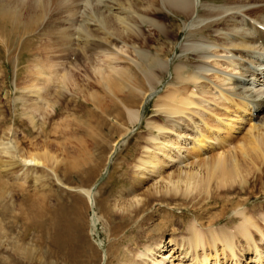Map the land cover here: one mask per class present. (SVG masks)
I'll use <instances>...</instances> for the list:
<instances>
[{
    "label": "rangeland",
    "instance_id": "374dc122",
    "mask_svg": "<svg viewBox=\"0 0 264 264\" xmlns=\"http://www.w3.org/2000/svg\"><path fill=\"white\" fill-rule=\"evenodd\" d=\"M28 1L6 0V3L5 0L0 1V4H2L0 6H4L5 8L4 11V9H1L0 7V15L2 14V17H0L3 18V21L0 18V21H2L0 22V36L3 34L0 37V138L2 137L3 131L7 126H14L15 137L18 143L21 145L20 147L22 151L34 149L38 152H43L44 150H48L49 154L51 153L52 155H55L56 166L54 165L52 160L48 161L47 164L48 166H55L54 168H56V172L61 177L63 183H66L68 186H71L73 188L78 186L89 187L90 185H93L95 183L98 185L97 187L100 188L99 194H97V196L99 197V200L105 201V204H103L104 210L101 211V213L97 214L99 218L95 224L92 222V215L94 211H97L95 210L96 208H89L86 203L85 207L82 209L84 215L83 225L86 240L95 248H97L99 258L96 263L94 262V259L86 260L84 258L77 264H107L104 251L111 242L114 243L115 247L119 248V252L117 253L118 256L111 264H117V262L120 261L119 257L122 258V255L125 254L128 256L129 254H131V249L135 247V245L133 247L131 240L139 241V243L141 244H150L153 240L160 238L162 244L168 246L169 244L166 242H168L169 238L172 237L171 239H173V241L179 243L182 242V238H184L186 235V226L188 225L189 221L196 216L194 213L192 214V211L200 212L203 208L200 216H202L201 221L205 222V218L207 219V216H212L218 213V207L213 203L209 204L206 203V201L199 200V197H196L195 199L189 201V197L184 198L179 193L173 197V200L164 201L163 203H161V201L156 200L155 198V196L159 197L161 194H154L155 192L153 193L154 186L156 185V183L158 186L160 183H164V180H162L161 178L165 177L168 173H177L179 170L192 169L193 167H197L199 170H202L203 167L200 165L201 163H203V159L205 158L206 160L207 155L209 156L216 151H221L222 149L219 148V150L215 151V149H218V147H216L212 148L211 150H206L205 153L201 151L197 156L194 157V155L196 154L191 148V145H193L192 140L194 137V134L191 131L192 127H185V129H182V120H177L179 125L177 129L175 128L173 132H166L163 136L157 130L150 129L147 124L148 121H154L164 125L167 124L166 126L169 128L173 126L171 120L174 119L171 118H174V116L169 117L164 114V112H160L161 109H158L159 107H157V104L165 101V95H167L169 91H174V89H177L179 91L184 87V84L182 82L175 79L173 67L185 60L186 57L183 55L189 54L188 52L185 53V51H183L181 45L187 44L193 39H197L199 35H186V31H184L183 29V18L176 12V10L174 11L171 9L170 14L168 11L166 12L165 10H163L164 6H161L160 3H151L150 6V4L146 5V3H143L142 0L138 2H135V0H130L125 2L126 5L130 6V9H135H131V11L134 10L136 12L134 14H139H137L139 17H136L135 15V18H132V20L130 19V23L132 22L131 25H133L134 27L137 26L134 28L137 30L131 29L134 34L130 31V29H123L121 27L122 24H120L119 26V24H117L119 22L115 23L116 20L109 15V18L108 16H104L101 18L102 22L105 18V21L102 24V26L104 25L105 27H101L103 30H101L100 28V32L98 31V33L93 31L91 32L94 34L96 33L95 38L98 40H103L106 36H110L111 34L112 36L107 37V40H109L113 45H103V50L101 51L100 49L92 50L91 46L83 45L82 41L80 45L73 46L68 42V39H66V35L69 34L70 31L72 32V30H70L72 28L69 27L67 31L63 28V31L62 27L66 28V25L62 23V17L60 16L66 14L67 9L69 8V4H65L61 2V0ZM209 1L216 4H226L230 0ZM10 3L11 6L8 5ZM138 3L139 5H137ZM12 5H14V7ZM91 6L87 8V12H95V10L99 8V6L97 8V5L95 4ZM135 6H139V9ZM141 6L144 7L142 8ZM155 7H157L158 9L162 8V11L155 12L153 9ZM8 8H11L12 12H10L11 10H7ZM93 8L95 10H93ZM148 8H150L151 10L153 9V11ZM1 10H3L4 13ZM142 10L144 12H142ZM143 13L149 15L147 16ZM17 15H19V17ZM39 15L41 16L38 17ZM78 15L80 16V13ZM33 16H36V18H34ZM71 16V20L75 19L73 18V16ZM74 16L76 17V15ZM6 17L7 21L5 20ZM140 17L146 18V20L143 19L145 21H140V19H142ZM76 18L78 19L77 22H80L79 18L81 17L77 16ZM148 18H150V21ZM153 19H156L157 22L160 21L161 25L156 26L152 24ZM31 20H34L35 25L34 23H30ZM11 22L15 24H12ZM77 26L78 25H76L75 28H77ZM116 26L120 27L121 29H116ZM10 27H12L13 29L14 27H16V29L13 30ZM35 27L38 28L35 29ZM50 28L51 33L48 31ZM109 28L111 30H114L111 31ZM1 29L3 30V32L1 31ZM7 29L9 30V32ZM46 29L49 33L45 32ZM104 29L106 31H104ZM12 30L14 31L13 33L11 32ZM19 31L21 32L19 33ZM106 32H109L110 34H107ZM213 32L212 29L209 28L204 34H209V36L212 37L216 35V32ZM163 34H165V36ZM63 38H65L66 41ZM19 39L21 41H18ZM114 42L117 43L114 44ZM8 44H11V46H9ZM72 46L75 47L76 50L75 48L71 50L70 48ZM17 52H19V54ZM156 54L157 57L161 60H170L171 70L166 72L163 70L160 71L159 69L154 68L152 66V63H149L151 56L153 57V55L155 56ZM16 56L18 57L17 68L14 66V59L16 58ZM189 57V61L191 62H194L196 60L192 55H189ZM35 60L38 63L42 61L40 63L45 66L46 71L49 70L48 63H50V61H54L56 62V65L54 66L55 68L50 70L56 71L59 69V74H62L64 69H66V71L69 73V77H72L68 78V82L66 81L62 86L63 91L61 90L60 93H57V91H55L57 89L54 88H56V84L61 85V80L60 75L57 73V71L55 72L57 73L56 76L58 75L59 78L57 76L58 79L56 78L57 80H55V76L53 83H51L48 86V89H46L52 95L50 96L51 98L49 97L48 103H51L54 100L58 99L56 100L55 104V108H57V111H55L56 115L54 111H51L49 108H47L50 110V114L49 117L48 115L46 117L44 116V119H46L44 124L42 125L40 122L41 117L36 116L35 126L32 127L26 116L23 114V102L20 99L22 98L21 96H35L29 93L27 91L28 89L23 90V87L29 84V79L31 77L30 71H32V67L34 66V64H36ZM67 62L72 64H69ZM95 66L101 67L105 73L114 66V68L116 69H119L120 67L119 70H121V68H124L125 70H123L125 71V73L120 75V77L111 74V80L109 81L110 86L107 87L101 81L98 74L96 75V72L94 73L95 70L93 71V69ZM151 67L154 68L153 72L157 75H153V91L151 90V87H149L150 83L145 78H143L145 71H148V69H150ZM218 68L224 69L225 67L218 66ZM227 71H229V69H227ZM210 86L212 87V85ZM190 90H194L193 84L190 85L189 91ZM120 94L123 95L121 96ZM61 95L63 96L61 97ZM209 103L210 108L208 107V105L207 108L209 109V111H212L211 113L209 111H203L204 108L196 107L198 112L203 115V119L207 122L208 126L210 125L209 128L212 127L210 129L212 131H214V129L216 128H224L225 126L222 123L226 124L230 120L232 121L234 130L232 131L229 138L230 141H228V147L225 146L224 148L226 149L227 147L228 150H233L232 152H235L238 143L242 140V138L244 139V137L248 135V125L252 124V122L256 124L257 119L255 118V112L252 113V115H244L237 112L236 107H230L232 109H229L230 112H228L224 108L227 103L219 100L218 98L215 99V103L214 101H210ZM127 107L141 113V119L138 122H130L128 118H126L125 110L127 109ZM118 111H121L120 116L118 114ZM235 112L238 113L237 115H241L243 117V120L240 118L238 120ZM212 113H215L217 117ZM228 114L231 116L229 117ZM50 115H53V117H51ZM195 118H197V116H195ZM219 118H223L224 120L219 122ZM228 118L229 121L227 120ZM234 119H237L236 122ZM248 119H250V123ZM169 121L171 123H169ZM199 124V126H202V128L206 127L204 126V124ZM125 128L128 129V133L126 136L124 135L127 132V129ZM180 130L182 134L183 132H186V134L188 133V135H184L181 139L176 138V135ZM224 131L225 129H223V131H220V134L223 135ZM158 134L159 137H161L159 138L160 140L163 137L165 138L167 136L170 139L172 138L176 139L177 141L179 140L178 142L181 143L178 144L181 145H179V148L176 149L173 146L175 144H168L166 147H164L165 149L163 148L161 150H156L155 152H157L162 166L164 165L162 169H160V175L157 171L147 172L146 175H143L144 177L142 181L138 183V173L140 174V172L143 170L142 167H137V165L139 164L138 160L139 158H147L150 154H152V151L154 150L153 148L156 147V142H151L150 136H155ZM117 140H120L121 142L111 153V147ZM178 149L180 150L178 151ZM225 149L223 150L227 151V149ZM175 150L178 153L175 152ZM167 155H169L170 157ZM174 155L177 156L172 158L171 156ZM0 160L5 162L7 160L8 163H12L15 162V160L17 161L18 159H16V156L10 157L9 155L8 157V155L6 154H0ZM263 165L264 164H260L259 167L261 168ZM251 166L252 165H248L249 170H247L248 172H244V174L246 173L245 175L249 176L247 182V186L249 188L247 190H251V195L248 202L250 206L257 207L256 215H258V213H260V208L264 211V187L260 188V182H257L255 187L252 186L251 182H255L254 178L257 171L255 170L254 172ZM6 169V176L12 178L13 180H16L17 176H23L24 171L27 172V178L24 179L23 186L24 197H21L22 193L20 197L19 193H17V195H15V200H13L15 204L13 205V207L16 206V208H18V204H20V202L22 203L23 201V207H26V211L29 213V215H37L38 219H46L51 215V208L59 204L69 206L74 201L76 196H80V192L77 191V188H66L57 183L55 178L52 176L49 167H29L27 168V170H25V168L22 167V165H20L19 163H14L13 165L8 166ZM65 169H68L69 172L66 173ZM90 169L96 170L95 173L91 175L95 176L93 178H88V171ZM36 178L38 180H36ZM11 180L10 184L15 185V190V188H17V181ZM234 186L235 191H238V184L235 183ZM150 187L152 188V191H149ZM131 188L134 189V193H140L139 195H148L149 193L151 199L153 200L152 208L147 211V213L149 214L146 215V217L149 216L150 218L146 221L143 219V223H140L139 226L135 223H130V221L124 216L126 215V211H122V209L117 207L119 203H124V201L132 200L133 193L131 194L129 192L131 191ZM151 194L154 195L151 196ZM165 195V198H169V196H171V193ZM235 196L240 199H243L246 196L249 197L248 194H233V197ZM257 197L260 198L258 199ZM31 203H34V208L32 207V210L30 211L27 208L31 205ZM185 203H187V205H185ZM160 204L162 206H167L168 208H170V212L166 213L161 209L156 211V208ZM13 207L12 205L8 207H0V225L4 227V231H7H0V264H49L50 261L56 264V260L50 259L41 261L38 260L37 254H34L33 256V254L30 255L29 253L22 250V245H28L35 247L36 252L38 253L40 251L38 245L39 233L31 229L30 227H28L27 229L24 228L21 223L22 221L20 220L21 218L16 216L18 214L16 211H14ZM10 209L14 214L10 212ZM34 210L38 211V213H34ZM108 213L111 216V223H108L105 219ZM161 215H163V217ZM165 215H167L166 217H169V219L164 217ZM226 216H234L233 211H229L228 215ZM158 217L160 218L158 219ZM139 220L141 219L139 218ZM260 223L261 225H264L263 221H261ZM158 224L161 226L163 225V228H165L166 226V231L163 232V228L158 229ZM146 229L148 230V233L144 232L146 231ZM144 234H146V236H144ZM115 235L116 237L114 238H116V240L112 238V236ZM120 238H123V240L116 242ZM216 246L219 252L221 249L220 244L218 243L216 244ZM168 248H170V246H168ZM206 251L213 253V249L211 250V248H207ZM162 253H164V256H167L165 258V264H194V261L191 260V257H182L183 255H180V252L177 251L176 248H171V250H167ZM87 254L89 253L87 252ZM242 254V258L240 257L241 259L238 260L236 264H256L255 262L248 261L249 259L247 257V253ZM218 257L224 264H230L231 260L226 259L222 256V254ZM133 258L135 260L137 259L136 261L141 264L143 261L147 260L145 256L136 257L134 255ZM140 259L142 260V262ZM158 259H160V257H158ZM58 263L64 264V262L61 260H58ZM232 264L234 263L232 262Z\"/></svg>",
    "mask_w": 264,
    "mask_h": 264
},
{
    "label": "bare ground",
    "instance_id": "6f19581e",
    "mask_svg": "<svg viewBox=\"0 0 264 264\" xmlns=\"http://www.w3.org/2000/svg\"><path fill=\"white\" fill-rule=\"evenodd\" d=\"M126 1H130V0H61V2L65 4L66 3L69 4V8L67 9L66 14L60 16L62 17L61 18L62 23L66 25V28L62 27V30L64 28V30L66 29L67 31L69 27L72 28L70 29L72 30V32L70 31V33L66 35L67 36L66 39H68V42L71 43L73 46L74 45L78 46L82 41L83 45H89L91 46L92 50L100 49V51L103 50V45H109V44L110 46L113 45L110 43L109 40H107V37L112 36L109 32L108 33L110 34V36H106L104 39L102 38L103 40L96 39L95 34L98 33V31L100 32L99 29L101 27L102 28L105 27L104 25L102 26V24L105 21V18L103 22L101 18L104 16L107 17L108 15L116 20L115 23L119 22L117 23L119 24V26L120 24H122L121 27L125 30L130 29L131 31V29L137 27L131 25L132 22L130 23V19L132 20V18H135V15L137 17L139 14L138 13H137L138 15L134 14L136 13L134 11L135 9L131 8L134 9L131 11L130 6L126 5L125 3ZM138 1L141 0H135V2ZM142 2L146 3V5L150 4V6L151 3L152 4L160 3L161 6L162 5L164 6L163 10H165L166 12L168 11L169 13L171 9L174 11L176 10V12L180 14L181 17L183 18V23H184L183 29L184 31H186V35L187 36L199 35L197 39H193L191 40V42L181 45L183 51H185V53L188 52L189 54L183 55L186 57L185 60H183L181 63L176 64L173 67V71L175 73V79L184 84V87L182 88L183 90L181 89L178 91L177 89L176 90L174 89V91L173 90L171 92L169 91V93L165 95V101L163 100L164 102H160L159 104H157V107H159L158 109L159 110L161 109L160 112H164V114H166L169 117L174 116V118L173 117L171 118L174 119L171 120L173 126L169 128L166 126L167 124L164 125L154 121H148L147 125L150 127V129H155L161 135L164 136L166 132L167 133L171 131L173 132L175 128L177 129V127L179 126L177 120L178 121L182 120V125H181L182 129H185V127H189V128L192 127L191 131L193 132L194 137L192 140L193 145H191V148L196 154L194 155V157L197 156L201 151L205 153L206 150H211L212 148H216V147H218V149H215V151L219 150V148L222 149L221 151H216L215 153L209 156L207 155L206 160L205 158L203 159V163H201L200 165L203 167L202 170L201 169L199 170L197 167L196 168L193 167L192 169L179 170L177 173H168L165 177L161 178L162 180H164V183H160L159 186L156 183L153 189V193L155 192L154 194L157 193L161 194L159 197L155 196L156 200L161 201V203H163L164 201L173 200V197L178 193L184 198L189 197L190 199L189 201L195 199L196 197H199V200L206 201V203L209 204L210 203L215 204L218 207V213L212 216H207V219L205 218L206 221L203 222L201 221L202 216H200V213L201 211H203V208L201 209L200 212L192 211V214L194 213L196 216L193 219H191L188 225L186 226V235L184 238H182L183 241L179 243L173 241V239H171L172 237L169 238L168 242L166 243L169 244L168 246H170V248H168L167 245L162 244L160 238L153 240L150 244H141L139 243V241L131 240L133 247L135 245V247L130 251L131 254H129L128 256L124 254L121 256L122 258L119 257L120 261H118L117 264H141L136 261L137 259L135 260L133 258L134 255L136 257L145 256L147 258V260L143 262L140 259L142 264H165V258L167 256H164V253L162 252L167 250L169 251L171 250V248L172 249L176 248V250L180 252V255L181 254L183 255L182 257H186V256L187 258L191 257V260L194 261V264H224L223 262L220 261L221 259L218 257L221 256V254L226 259L231 260L230 264H232V262L236 264L237 261L242 258L241 256L242 253H247L249 262H255L256 264H264V248H263L264 225L262 224L263 225L262 227L260 223L261 221L264 222V211L261 210V208L259 209L258 207L260 213L256 215L257 207L250 206L248 201L250 199L251 190L250 191L247 190L249 188L247 186L249 176H246L245 175L246 173L244 174V172H248L247 170H249L248 165H252L251 167L253 171L254 172L255 170L257 171L256 176L254 178L255 182L253 181L251 182L252 186L255 187L256 183L260 182L261 184L260 188L264 187V165L261 168L259 167L260 164H264V0H230L226 4H216V3H212L209 0H142ZM94 4L97 5V8L99 6V8L96 10L93 8L95 12H87V8H89V6ZM8 5L11 6V3ZM137 5H139V3ZM12 6L14 7V5ZM135 7H138L139 9V6H135ZM2 8L5 11L4 6H2L1 9ZM11 8L10 9L8 8L7 10H11L10 12H12ZM153 9L155 12L162 11V8L158 9L157 7H155ZM153 9L150 10L153 11ZM1 11L4 13L3 10ZM142 12L144 11L142 10ZM79 13L80 16L78 15ZM71 15L75 19L71 20L70 19ZM74 15H76V17L77 16L81 17L79 18L80 22H77L78 19ZM0 16L2 17V14ZM17 16L19 17V15ZM40 16L41 15H39L38 17ZM34 18H36V16ZM146 18H142L140 19V21L143 19L146 20ZM1 19L3 21V18ZM148 19L150 21V18ZM5 20L7 21V17ZM152 22H153L152 24L156 26L161 25L160 24L161 22L160 21L157 22L156 19H153ZM30 23H34V20H31ZM76 25H78L77 28H75ZM36 28L38 27H35V29ZM102 28L101 30H103ZM117 28L119 29L120 27L116 26V29ZM209 28L212 29V32L213 31L216 32L215 36L211 37L209 36V34L207 35L204 34L206 30H208ZM15 29L16 27H14L13 30ZM105 29L104 31H106ZM13 30L11 31L12 33L14 32ZM1 31L3 32L2 29ZM48 31L50 32L51 28ZM48 31L46 29L45 32ZM91 31L96 33L94 34ZM20 32L21 31H19V33ZM163 35L165 36V34ZM63 39L65 40V38ZM18 41L21 40L19 39ZM115 43L117 42H114V44ZM11 44L8 45L11 46ZM73 46L70 48L71 50L75 48ZM17 53L19 54V52ZM189 55H192L196 60L194 62L189 61L190 58ZM14 60H15L14 66L17 68L18 57L16 56ZM40 62L38 63L36 61V64H34V66L32 67V71H30L31 77L29 79V84L27 83L28 85L23 87V90L28 89L27 91L35 96L32 97L30 95H29L30 97L21 96L22 98L20 99L23 102V109H24L23 114L26 116L32 127L35 126L36 116L41 117L40 122L43 125L44 122L46 121V119L44 118L47 115L49 117L50 114L49 111L50 110L54 111L55 115H56L55 111H57V108H55V104H56V100L58 99L56 100L53 99L54 100L53 102L48 103V99L52 95L47 91V89L48 86L51 83H53L56 74L57 73L59 74L60 71L58 72L59 70L58 69L56 70L57 73H55L56 72L55 70H50L55 68L54 66L56 65V62L54 61H50V63H48L49 70L47 71L49 72L46 71L45 66ZM149 63H152V66L154 68L159 69L160 71L163 70L166 72L171 70L170 60L169 59L161 60L160 58L157 57V54L155 56L153 55V57L151 56ZM218 66L220 67L222 66L225 68L221 69L218 68ZM114 67L110 68L105 73L101 67L95 66L93 71L95 70L94 73L96 72V75L98 74L99 78L104 83V85L109 87L111 74L120 77V75L125 73L124 68H123L124 70L122 68L121 70H119L120 67L119 69L118 68L116 69ZM153 67L148 69V71H145L143 77L150 83L149 87H151L152 91L154 89V87H152L153 75L157 76L153 72L154 69ZM227 69H229V71H227ZM59 75H60L61 85L56 84V88H54L57 89L55 90L57 91V93L61 92V90L63 89L62 86L65 84L68 78L72 77V76L69 77V73L66 71V69H64L62 74L60 73ZM57 76L55 77V80L59 78V76L58 78ZM192 84L194 86V90L189 91L190 85ZM209 84L212 85V87ZM211 95L215 99L218 98L219 100L226 102L227 105H225L224 108L228 112H230L229 109H232L230 107H236L237 112L242 113L244 115H250V114L252 115V113L255 112V118L257 119V122L256 124L252 122V124L248 125V131H247L248 135L244 137V139L242 138V140L238 143L235 152H232L233 150H228L227 148L229 145L228 141H230L229 138L231 136L232 131L234 130L232 121L231 120L229 121L228 118L227 120L229 122L226 120L228 123L226 124L222 123L225 126L224 128L222 127L216 128L214 129V131H212L210 130L212 127L209 128L210 125L208 126L207 122L203 119L204 118L203 115L200 114L196 108V107L198 108L200 107V108H204L203 111H209V109L207 108V105L208 107L210 106L209 102L214 101L215 103V99ZM62 96L63 95H61V97ZM47 108H49L50 110ZM125 111L126 114L125 113L122 114H125L126 118H128L130 122L132 121L138 122L141 119L140 118L141 113L139 111L132 110L128 107ZM209 112L211 113L212 111ZM237 112L235 113L236 116L238 117V120L239 118L243 120V117L241 115H237L238 114ZM118 114L120 116L121 111H118ZM212 114L217 117L215 113ZM50 116L53 117V115ZM195 116H197V118H195ZM230 116L231 115H229V117ZM219 120L218 121L221 122L224 119L219 118ZM249 120L250 119H248V121ZM250 122L251 121H249V123ZM169 123L171 122L169 121ZM199 123L204 124V126L206 127L202 128V126H199L200 125ZM14 129H15L14 126L11 125L7 126L4 129L2 137L0 138V152H1L0 154H4V155L6 154L8 155V157L9 155L10 157L16 156V159L18 160L17 161L15 160V162L12 163L13 164L19 163L20 165H22V167L25 168V170H27V168L29 167H33V168L49 167L52 176L55 178L57 183L61 184L63 187L66 188H73L71 186H68L66 183H63L61 177L56 172V168H54L56 166L55 155H52L51 153L49 154L48 150L47 151L44 150L43 152H38L34 149L28 151H22L20 147L21 145L18 143L15 137ZM223 129H225V131L223 132L222 135L220 134V131H223ZM41 131H42V127H41ZM127 133H128V129L126 134L124 135L126 136ZM184 135H188V133L186 134V132H183L182 134L180 130L179 133L176 135V138L181 139ZM159 138H161L159 137V134L155 136L154 135L150 136L151 142L152 141L154 143L156 142L155 143L156 147L153 148L154 150L152 151V154H150L147 158H139L138 160L139 164L137 165V167L139 166V168L142 167L143 169L140 172V174L138 173L139 175L137 176L138 183L142 181L144 177L143 175H146L147 172L157 171L160 175V169H162L164 165L162 166V163L158 158L157 152H155L156 150H161L164 147H166L168 144H175L173 146L176 149L179 148V145H181L178 144L181 143L178 142L179 140L177 141L176 139H172V138L170 139L167 136L165 138L163 137L161 140ZM120 142H121L120 140H117L113 143L111 147L112 148L111 153L114 151V149L118 146ZM225 146H227L226 147L227 151L223 150L225 149L224 148ZM179 150L180 149H178V151ZM175 152L177 151L175 150ZM177 155L171 157L173 158L176 157ZM50 160H52V162L54 163L55 165L54 167L48 166L47 163ZM12 163H8L7 160L6 162L0 160V207H4V206L8 207L10 205H12L13 207V205H15L13 200H15L16 197L15 195H17V193H19V197L21 193H22L21 197L22 198L24 197L23 186H24V179L27 178L26 177L27 172L24 171L23 176L22 175L17 176L16 180L9 178L8 176H6L5 172L7 171L6 168L8 166L13 165ZM95 171H96L95 169L93 170L90 169L88 171V178L95 177V176H91L95 173ZM65 172L67 173L69 172V170L65 169ZM9 179L10 180L12 179L11 181H17L16 183L17 188H15V190H14L15 185L10 184ZM36 180L38 179L36 178ZM235 183L238 184L239 186L238 191H235V186H234ZM97 186L98 185L94 183L89 187H84V186L74 187L77 188V191L80 192V196H76L74 201L69 206L62 204L54 206L50 210L51 215L43 220L40 218L38 219L37 215L30 216L29 213L26 211V207H23L24 205L23 201L22 203L20 202V204H18V208L14 206L16 209L14 207L13 209L18 214L16 216L21 218L20 220L22 221L21 223L24 226V228L27 229L28 227H30L31 229L39 233L38 245L40 251L37 253L35 247L28 245H24V246L22 245V250L29 253L30 255L33 254V256L34 254H37L38 260L41 261L42 260L46 261L50 259L56 260V264H59L58 260L63 261L64 264H77L80 261H82L84 258L86 260L94 259V262L96 263V261L99 258L97 253V248H95L92 244H90L86 240L84 225H83L84 215L82 209L85 207L86 203L89 206V208H96L95 210L97 211H94L92 215V222L95 224L99 218L97 214L101 213V211L104 210L103 204H105V201L99 200V197L97 196L100 190V188H98ZM149 191H152L151 187ZM129 192L131 194L133 193L132 200L124 201V203H119L117 207L122 209V211H126V215L124 216L130 221V223H135L139 226L140 223H143V219L146 221L147 219L150 218L149 216L146 217V215L149 214L147 213V211L150 208H152L153 200L151 199L149 193L148 195L147 194L139 195L140 193H134L135 191L133 188H131V191ZM168 193H171V196H169V198H165L164 195ZM154 194H151V196ZM233 194L236 195L248 194L249 197L246 196L245 198L240 199L237 198L236 196L233 197ZM257 198L259 199L260 197ZM185 205H187V203H185ZM32 207L34 208V203L33 204L31 203V205L28 206L27 209L31 211ZM160 209L166 213L170 212L169 211L170 208H168L167 206H162L161 204L158 205L156 211ZM229 211H233L234 216L227 217L226 215H228ZM10 212L13 213L11 209ZM34 213H38V211L34 210ZM161 216L163 217V215ZM166 216L167 215H165L164 217ZM139 218L141 220H139ZM159 218L160 217H158V219ZM166 218L169 219V217ZM105 219L107 220L108 223H111L110 222L111 216L109 215V213L105 217ZM159 224L157 225V227H159L158 229L163 228V225L161 226ZM165 228H163V232L166 231ZM0 231L7 232L4 231V227H2L1 225H0ZM144 232L148 233V230L146 229V231ZM144 236H146V234H144ZM114 237H116V235L112 236V238ZM114 239L116 240V238ZM122 240L123 238H120L116 242ZM218 243L220 244L221 247L219 252L216 246V244ZM207 248L209 249L211 248V250L213 249V253L207 252L206 251ZM87 252L89 254H87ZM104 252H105L104 254L106 257L107 264H111L118 256L117 253L119 252V248L115 247L114 243L111 242L107 246ZM158 257H160V259H158ZM49 264H54V263L50 261Z\"/></svg>",
    "mask_w": 264,
    "mask_h": 264
}]
</instances>
